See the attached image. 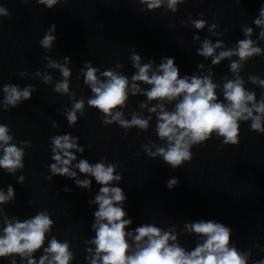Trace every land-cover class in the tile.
<instances>
[{
	"label": "water",
	"instance_id": "water-1",
	"mask_svg": "<svg viewBox=\"0 0 264 264\" xmlns=\"http://www.w3.org/2000/svg\"><path fill=\"white\" fill-rule=\"evenodd\" d=\"M262 4L264 0H239V3L237 0H185L175 13L165 14L163 7L141 11L144 6L137 0H66L52 9L37 5L35 0L27 4L21 0H0V6L10 13L8 17H0V101L5 84L18 85L21 89L32 85L36 89L31 99L10 110H0V124L10 128L13 143L18 147L20 141L31 143V147L25 148L22 171L10 175L0 169V188L6 192L8 185H12L15 190V200L0 207L9 218L16 216L21 220L47 209L54 225L46 234L44 246L52 236L61 242L67 240L75 257L71 264H87L85 241L95 235L91 224L97 209L88 202L100 185L78 170L80 179L92 180L91 191L77 188L74 181L66 177L46 179L50 175L48 166L53 163L51 138L71 133L79 137L78 144L85 149L83 154L76 153L77 162L87 159L89 163H96L103 158L106 163L118 165L117 173L122 180L116 186L127 196L125 211L133 222L128 230L143 224H153L164 230L175 226L180 245L191 250L197 238L184 234L183 224L215 220L232 229L231 243L238 250L243 252L251 248L248 264L264 259L261 250L264 249V133L251 131V121L240 122L238 145H222V138L213 134L203 145L193 146L191 162L172 169L159 157H147L141 147L149 141L162 145L155 133L156 115L152 114L147 131L131 128L125 133L116 124L103 125L102 114L87 105L92 94L80 73L86 61H91L92 66L101 71L112 70L120 63L124 67L117 71L130 80L135 69L129 57L135 50L142 62L151 59L155 65L162 57H174L181 76L206 74L211 58L205 60L196 54L200 41L194 42L193 36L198 35L201 41L207 38L213 43L220 40L225 48H232L244 38L241 28L246 25L253 28L252 39L256 40L260 29L255 27L253 20ZM189 16L192 20L207 21L205 28L194 29L188 21ZM213 22L219 25L217 31L223 35L208 33V26ZM52 24L56 25L57 40L51 50H45L39 41ZM169 24L174 27L169 29ZM257 46L264 49V41H259ZM46 56L60 63L65 56L71 58L69 90L75 92V100L83 98L85 101L84 114H77L74 127L68 126L64 115L73 100L53 91L62 77L58 71L46 67ZM237 59H225L213 66V82L222 85L223 77L232 79L229 65ZM199 64L204 65L203 70L197 67ZM36 71L47 72L53 82L44 84L34 77ZM21 72L28 75L22 78ZM240 75L245 80V88L255 92L259 100L264 89L249 83L248 76L264 79V55L249 59ZM217 96L223 99L219 89ZM145 100L142 95H129L127 107L122 109L125 119H131V113L140 111L147 117V109L138 108ZM155 103L153 101L149 107ZM174 103L165 107L174 110ZM53 121L57 128L52 127ZM21 175L25 178L23 184L17 183ZM172 177L179 182L168 189L166 182ZM64 187L71 191L64 192ZM41 254L42 250L37 251L35 258ZM16 260L17 264H22L19 256ZM0 264H9V260L0 258Z\"/></svg>",
	"mask_w": 264,
	"mask_h": 264
},
{
	"label": "clouds",
	"instance_id": "clouds-1",
	"mask_svg": "<svg viewBox=\"0 0 264 264\" xmlns=\"http://www.w3.org/2000/svg\"><path fill=\"white\" fill-rule=\"evenodd\" d=\"M21 2L27 4L29 0ZM63 2L66 0H35L37 5L48 9ZM137 2L144 6L141 11H154L163 7L166 14L168 11L175 13L177 6L185 0ZM9 15L8 10L0 6V17ZM188 21L197 31L204 29L207 24L204 19L192 20L191 16ZM253 24L260 29L257 39H252V27L242 26L244 38L238 40L232 48H225L220 40L213 43L207 38L201 41L198 35L193 36L194 42L200 41L196 54L205 60L211 58L206 74L202 72L201 75L181 76L174 57H162L160 63L155 65L151 59L142 62V57L135 50L129 57L132 68L135 69L130 80L128 76L117 71L124 67L120 63L112 70L101 71L100 68L93 67L91 61H86L80 73L83 83L92 94L87 105L102 114L103 125L116 124L125 133L131 128L147 131L153 119L152 114H155V133L162 145L158 146L149 141L141 147L147 157H159L172 169L181 168L185 162H191L193 146L203 145L213 134L222 138V145H238L240 122L251 121V131L264 133V93L257 100L256 93L245 88V80L240 75L249 59L264 55V49L257 46L259 41H264V4L261 5ZM168 27L171 29L174 25L169 24ZM218 27L213 22L208 26V33L212 36L223 35L217 31ZM55 32L56 25H50L39 41L43 49H52L57 40ZM218 49L222 50L217 52ZM232 57H238L229 65L232 79L223 77L222 85L214 83L212 67L225 59L231 60ZM45 60L46 67L58 71L62 77L55 83L53 91L73 100L71 108L66 109L64 115L68 126L74 127L78 120L77 114H84L85 101L83 98L75 100V92L69 90L71 58L63 57V63L47 56ZM197 67L204 69L203 64ZM19 75L23 78L28 73L21 72ZM34 77L40 78L44 84L53 82V77L47 72L36 71ZM79 78L78 76L77 79ZM248 82L264 89V79L259 76L249 75ZM141 85L150 87L143 88ZM218 89L223 94L222 100L217 96ZM34 91L36 89L32 85L23 89L14 84L3 85L0 110L7 111L17 107L21 102L31 99ZM129 95L146 97L144 102L138 104V108L147 109V117L140 111L131 113V119H125L122 109L127 107ZM153 101L156 103L149 107ZM173 102L174 110L169 111L165 105ZM52 127H58L55 121L52 122ZM10 132L7 125L0 124V169L6 174L15 175L18 170H23L25 148L31 147V143L20 141L21 146L18 147L13 143L14 137ZM78 141L79 137L71 133L51 138L53 163L48 166L50 175L46 179L66 177L72 179L77 188L91 191L92 180L80 179L78 170L85 177L94 178L100 185L94 198L88 202L89 206L96 205L97 209L93 212L91 224L95 235L85 241L87 255L84 259L87 264H248L252 256L251 248L243 252L238 250L231 243L232 229L215 220L183 224V233L197 238L195 247L191 250L180 245L175 226L164 230L153 224H143L128 230L133 222L125 211L127 196L121 187L116 186L122 180V176L117 173L118 165L106 163L103 158L96 163H89L87 159H79L77 162L76 153L83 154L85 151ZM24 179L23 175L17 177V183L23 184ZM178 182V178L172 177L167 180L166 187L172 189ZM63 191L70 192L71 189L64 187ZM14 200L15 190L12 185H8L6 192L0 188V205ZM53 225L54 221L47 209L21 220L16 216L9 218L0 207V258L9 260V264H17V256L22 264H71L75 257L70 250L69 241L61 242L52 236L47 240V246H44L46 234L51 232ZM39 250H42V254L37 259L35 253ZM254 264H264V259L255 261Z\"/></svg>",
	"mask_w": 264,
	"mask_h": 264
}]
</instances>
